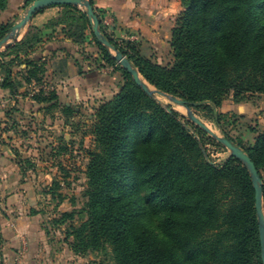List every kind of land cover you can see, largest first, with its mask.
<instances>
[{
    "label": "trees",
    "instance_id": "16d2710c",
    "mask_svg": "<svg viewBox=\"0 0 264 264\" xmlns=\"http://www.w3.org/2000/svg\"><path fill=\"white\" fill-rule=\"evenodd\" d=\"M87 1L100 32L145 82L187 108L205 111L216 125L228 117L220 108L229 97L237 104L264 95V0H180L168 66L140 56L133 42H117L105 31L92 0ZM6 6L7 0H0V12ZM51 7L59 8L56 18L41 29L28 26L20 40L0 51L2 90L25 98L32 82L41 84L45 62L29 54L41 42L42 30L55 27L63 34L58 50L72 58L79 75L113 67L123 78L120 89L94 114V148L83 193L86 220L71 224L75 213L63 212L53 221L67 226L73 251L109 250L113 264H262L254 188L244 164L234 157L214 163L206 146H224L148 96L98 45L83 10ZM13 25L0 24V40ZM87 35L99 51L96 57L84 50ZM30 99L45 112L59 109L66 119L80 110L61 102L54 91L40 90ZM235 145L262 181L264 213V128L252 144ZM24 162H19L23 172ZM143 216L158 221L156 228L141 221Z\"/></svg>",
    "mask_w": 264,
    "mask_h": 264
},
{
    "label": "crops",
    "instance_id": "0c3cea01",
    "mask_svg": "<svg viewBox=\"0 0 264 264\" xmlns=\"http://www.w3.org/2000/svg\"><path fill=\"white\" fill-rule=\"evenodd\" d=\"M25 2L7 0L5 10L0 12V24L17 23L33 1L28 5ZM92 3L100 13L105 31L117 42L135 43L140 56L157 65L168 66L172 63L170 38L175 20L182 11L180 0H92ZM58 13L57 7H47L40 13L36 12L15 39L20 40L28 26L43 28ZM60 29L55 27L42 30L41 42L29 54L42 59L46 71L41 84L32 82L27 87L28 97L11 96L8 90L0 88V208L7 216L1 222L3 237L8 239L6 245L17 247L22 238L31 244L33 232L38 225L37 218H33L30 212L32 208H37L42 194L31 183L36 176L21 170L19 162L24 156L17 153L23 151L22 142L15 139L11 127L1 129L2 123L10 118L23 123L29 113L38 117L41 105L34 103L30 97L40 90L45 93L54 91L61 102L81 109L96 107L110 99L123 84L120 72L113 67H105L87 77L79 75L72 58L58 50L63 48L57 44L63 38ZM87 37L90 38V35ZM84 48L92 57L98 55L96 47L85 45ZM221 112L235 115L240 122L253 123L258 132L264 127V111L247 101L236 104L227 99L221 106ZM21 126L25 129V126Z\"/></svg>",
    "mask_w": 264,
    "mask_h": 264
},
{
    "label": "rangeland",
    "instance_id": "374dc122",
    "mask_svg": "<svg viewBox=\"0 0 264 264\" xmlns=\"http://www.w3.org/2000/svg\"><path fill=\"white\" fill-rule=\"evenodd\" d=\"M149 88L154 89L150 85ZM170 97L166 94H154V99L162 106L178 112L182 121L197 126L188 118V113L191 112L216 136L224 138L225 134L231 138L234 146L238 141L246 145L252 144L257 134L262 131L258 132L253 123L240 122L239 119L230 117V114H227L228 117L220 125H216L205 111L186 109L175 104ZM105 101L107 99L102 103ZM246 101L264 111V95H254ZM102 103L96 107H81L74 119H66L59 109H54L48 112L39 110L38 117L29 113L23 123L11 118L2 123L3 130L15 126V139L23 145V151L17 155L24 156L23 161L27 160L28 163L24 162L23 167L28 173L36 176L31 183L42 195L37 208H32L30 212L33 218H37L38 225L33 232L31 244H27L22 238L17 247L6 245L8 239L3 237L1 222L7 219V216L0 208V264H113L109 250L76 254L70 245L72 238L66 239L67 226L53 224L63 212L75 213V220L71 224L79 225L86 220L87 199L83 195L87 182L86 166L89 162V152L94 148V114ZM21 125L25 126V129H22ZM207 136L211 137L209 134ZM206 148L210 159L216 164H220L229 155L225 147L208 144ZM261 175L264 181V169ZM155 218L158 220L159 217ZM140 220L152 229L158 224V221L146 216ZM69 222L67 221V224H70Z\"/></svg>",
    "mask_w": 264,
    "mask_h": 264
},
{
    "label": "water",
    "instance_id": "95a60500",
    "mask_svg": "<svg viewBox=\"0 0 264 264\" xmlns=\"http://www.w3.org/2000/svg\"><path fill=\"white\" fill-rule=\"evenodd\" d=\"M61 5H74L86 13L91 23V32L95 41L98 43L99 46H101L103 49H105L108 53L111 54L116 64L119 65L123 70L128 72L132 80L138 86H140L141 89L148 96L154 98L155 93L160 95H165L155 89L151 90L149 88V84L144 81V79L138 74L137 70L133 68L131 63L121 53L113 50L108 40L100 32L98 19L95 16L93 9L87 0H34L28 6L22 18L17 23H15L11 28L10 32L2 40H0V51L4 50L15 40L19 31L30 21V19L37 11L43 8H47L51 6H61ZM170 99L175 104L188 109L186 106L183 105L182 101L175 99L173 97H170ZM188 118L191 122L196 124L200 129H202L204 132L209 134V136H211L214 140L222 144L229 151L228 157H234L239 159L247 168L254 188L255 209H256L257 220L259 225L261 260H262V264H264V213H263V202H262V181L258 175V172L254 164L241 149H239L237 146H234L227 139L216 136L202 122H200L191 112L188 113Z\"/></svg>",
    "mask_w": 264,
    "mask_h": 264
},
{
    "label": "built area",
    "instance_id": "2783aa9c",
    "mask_svg": "<svg viewBox=\"0 0 264 264\" xmlns=\"http://www.w3.org/2000/svg\"><path fill=\"white\" fill-rule=\"evenodd\" d=\"M85 45H88V46H92V47H94V46H95V42H94V40L90 37V38H88V41H87V43H86Z\"/></svg>",
    "mask_w": 264,
    "mask_h": 264
}]
</instances>
